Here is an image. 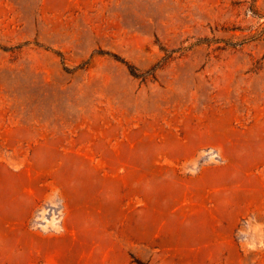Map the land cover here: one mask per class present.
I'll list each match as a JSON object with an SVG mask.
<instances>
[{
  "label": "rangeland",
  "instance_id": "1",
  "mask_svg": "<svg viewBox=\"0 0 264 264\" xmlns=\"http://www.w3.org/2000/svg\"><path fill=\"white\" fill-rule=\"evenodd\" d=\"M250 1L0 0V264H264Z\"/></svg>",
  "mask_w": 264,
  "mask_h": 264
},
{
  "label": "trees",
  "instance_id": "2",
  "mask_svg": "<svg viewBox=\"0 0 264 264\" xmlns=\"http://www.w3.org/2000/svg\"><path fill=\"white\" fill-rule=\"evenodd\" d=\"M257 0H251L250 1V8L251 10L257 14V12L255 11V3H256ZM253 36H250V37H246L244 38L242 41H227V40H224V39H221V40H216L215 42H220V41H224L226 42L225 46H239V45H243L247 40L251 39ZM224 46V47H225ZM218 48H221L220 46ZM223 48V47H222Z\"/></svg>",
  "mask_w": 264,
  "mask_h": 264
}]
</instances>
